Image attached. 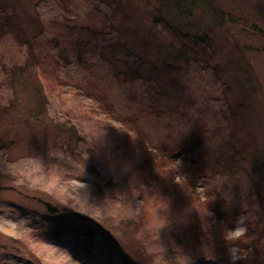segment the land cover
I'll list each match as a JSON object with an SVG mask.
<instances>
[{
	"label": "rangeland",
	"instance_id": "1",
	"mask_svg": "<svg viewBox=\"0 0 264 264\" xmlns=\"http://www.w3.org/2000/svg\"><path fill=\"white\" fill-rule=\"evenodd\" d=\"M0 12L11 15L0 26V110L13 99L0 117V264H133L128 255L139 241L153 264L161 249L163 260L176 264L178 254L166 253L184 249V238L168 233L195 216L202 232L184 255L192 264H232L227 250L235 245L223 231L237 226L228 220L236 205L237 220L249 228L239 244L246 257L235 264H264V0H0ZM10 28L34 37L45 62L7 85V72L17 75L25 59ZM113 52L137 62L133 82L114 76L129 64L112 71ZM41 68L63 84L47 86ZM42 92L47 108L34 119ZM150 101L159 110L151 111ZM188 118L209 127L214 157L231 152L238 165L207 185L194 177L197 202L181 211L172 206L180 218L167 222L157 207L144 208L131 166L142 152L181 140ZM55 124L74 136L64 132L54 142L48 129ZM165 158L176 180L192 174L182 156ZM47 206L58 215H48ZM142 216L133 245L122 244L124 254L113 249L103 232ZM75 226L93 231V241L77 236Z\"/></svg>",
	"mask_w": 264,
	"mask_h": 264
},
{
	"label": "trees",
	"instance_id": "2",
	"mask_svg": "<svg viewBox=\"0 0 264 264\" xmlns=\"http://www.w3.org/2000/svg\"><path fill=\"white\" fill-rule=\"evenodd\" d=\"M7 13L0 12V26L10 22L11 15ZM9 30L10 31H8L7 33L15 39L18 45L24 47L25 50V59L21 67L22 70L15 64L14 67H18L20 69L17 75H15L13 71L7 72L5 83L7 85L8 84L12 85L15 82L17 83V81H20L21 78H23V76L27 74L28 67L30 65L39 68L40 66H44L45 60L43 57L44 54L41 52L43 49L40 48L38 41L34 37L27 38L24 35L22 37L18 29L12 30L10 28ZM161 30H165V29L162 27ZM0 31H2L1 28ZM19 36H21V39H18ZM66 56H64L65 57L64 60H66ZM77 59L80 60V57L77 56ZM127 60L128 58L126 57V55L118 56L113 52L111 53L110 60L108 61L110 65L109 67L112 69V71L115 70L116 66L121 65L122 67L124 64H129V66H124L125 70H123L122 72H114L115 73L114 76L116 75V77L120 79V81H123L124 83L133 82L137 78L136 77L137 62L135 60L128 62ZM53 65H57V61H54ZM40 72L42 75L41 80L45 81L47 86L55 89L56 87L61 86L63 84L62 81L59 80V78L56 76L53 70L41 68ZM127 84H131V83H127ZM43 94L44 92H42V96H41L38 93L37 101L39 104H37L32 114L34 119H37V117L42 118L47 108L46 107L47 99L46 96L44 97ZM98 99L103 104L102 108L105 110V114L107 116H111V114L113 113V107L111 104H108L107 97L100 96L98 97ZM12 101L13 99L8 101L9 103H7L6 106L2 107V109L0 110V117L3 115V113L8 112L9 110L12 109L11 106ZM147 106L152 109L151 111L159 110L158 109L159 105H157L155 102L153 103V101L147 102ZM224 116L225 115H223V117ZM188 120L190 121V127L187 131V134L181 140H179L175 145L171 146L169 144H164L163 151L142 152L141 157L137 160L136 163L133 162V165L131 166V171L139 174V176L137 177L140 178V180L138 183H136L135 186H137V190L139 192L138 196L141 197L142 203L145 206L144 208L147 211H151L152 209L156 210L158 208V212H159L158 214H162L161 218L165 219V221L167 222L170 219L180 218L179 212L175 211L176 209H173V211L171 210L172 206L176 205L179 211H181L187 208L188 206H190L191 204H195L197 202L198 195L195 194L194 188L192 186L193 182H195L194 177L205 178V185H207L210 184V181H213L215 177H220L221 175H225V172L231 169V165L233 166L238 165L237 159L234 158L231 152L224 154V156L222 153L221 155L219 154V156L214 157V153L210 152L211 151L210 147H212L215 144V142H214V136L211 133L209 127H207L206 123L204 124L203 122L202 123L204 124L205 128L203 127V124L199 126V119L188 118ZM134 121L135 120L133 118L128 119V122H134ZM48 130L50 131V133H52L51 134L53 137L52 140L54 142H56L64 132L67 134H69L70 132L74 136V132L72 131V129L64 130V128H62V126L59 124H55L53 128H50ZM50 133L44 131L43 134L46 137V141L49 140L50 137L48 136V134L50 135ZM203 143L205 144L207 143L205 149L201 148ZM166 154H169V156L172 157L179 155L182 156V160L184 161V164L188 165L190 167V171H192V174L188 173L186 175L187 177V179H185L186 181L175 179V174H176L175 170H173V168H170L166 165V158H165ZM144 187L146 188L144 189ZM206 187L209 188V186ZM230 208H228V211L230 210V212L228 213L229 214L228 220L230 221V225L231 224L233 225L237 220L241 207L239 208V206L236 205L232 209ZM46 211L48 215L49 214L51 216L58 215L57 210L49 206H47ZM143 216H145V214ZM143 216L138 217V219H134L133 221H126L118 224L117 230L109 229L107 230L108 232L106 231L103 232L105 235L107 233L106 238L107 237L111 238L110 242L112 243L113 249H117V251L124 254L123 252L125 251H123L121 247L122 244L126 245L129 242L131 245H133L134 242L133 240L136 239V237L139 234V230L142 227ZM221 216L223 217L224 215L221 214ZM192 219L195 220V222L194 220L191 221L192 225H188V224L182 225V223H180L179 225L174 226L172 224L170 228V232L168 233L169 238L178 237L177 234H180V236L184 238L183 243L185 245H184V249H182L181 251L166 253V256L170 254L184 255L188 253L186 250L189 249V247L187 246L193 244V240H195V238L198 235H200L202 232V228L200 227L201 219L196 218V216ZM67 230L70 232V229L67 228L64 231L68 232ZM58 231L57 230L52 231L53 236L56 238H59L61 235L58 233ZM74 231L75 234H77V236L84 237L86 242L91 243L93 241L92 238L93 231H90L84 227H79V226H75ZM123 238H127V239L129 238V239L122 240ZM200 239H198L197 241H199ZM133 246L134 248L132 255L131 254H130L131 256L128 255V259L131 260L133 264L134 262L135 264H138L137 262L140 255H142L144 258H147L145 264L154 263L153 256L145 255V247L143 242L139 241L137 242L136 245L134 244ZM120 250H122L123 252Z\"/></svg>",
	"mask_w": 264,
	"mask_h": 264
},
{
	"label": "clouds",
	"instance_id": "3",
	"mask_svg": "<svg viewBox=\"0 0 264 264\" xmlns=\"http://www.w3.org/2000/svg\"><path fill=\"white\" fill-rule=\"evenodd\" d=\"M102 136H99L97 138L95 144L99 141V139ZM236 224H237V226L235 227L234 230L223 231L224 240L229 244L235 245L234 247H230L227 250V254L229 256V259L232 261V264H235L236 260L243 259L244 257H246V255H245L246 251L241 249L239 244H241L244 240L247 239V233H248L247 223L243 219H238L236 221ZM162 252H163V249H161V251L159 253L160 264H167V262L164 261L162 258ZM204 255L206 258H209V259L211 258L207 249L204 250ZM70 264H71V261H70ZM176 264H192V258L185 256V255H182V254L177 255Z\"/></svg>",
	"mask_w": 264,
	"mask_h": 264
}]
</instances>
